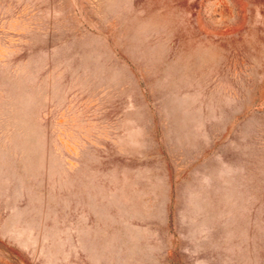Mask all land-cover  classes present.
Returning <instances> with one entry per match:
<instances>
[{
    "label": "rangeland",
    "instance_id": "374dc122",
    "mask_svg": "<svg viewBox=\"0 0 264 264\" xmlns=\"http://www.w3.org/2000/svg\"><path fill=\"white\" fill-rule=\"evenodd\" d=\"M0 264H264V0H0Z\"/></svg>",
    "mask_w": 264,
    "mask_h": 264
}]
</instances>
